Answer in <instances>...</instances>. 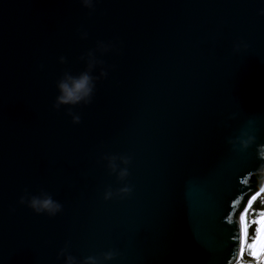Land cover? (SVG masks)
<instances>
[{"label":"water","instance_id":"1","mask_svg":"<svg viewBox=\"0 0 264 264\" xmlns=\"http://www.w3.org/2000/svg\"><path fill=\"white\" fill-rule=\"evenodd\" d=\"M260 144L264 0H0V264H236Z\"/></svg>","mask_w":264,"mask_h":264},{"label":"clouds","instance_id":"2","mask_svg":"<svg viewBox=\"0 0 264 264\" xmlns=\"http://www.w3.org/2000/svg\"><path fill=\"white\" fill-rule=\"evenodd\" d=\"M84 6H90L91 0H81ZM63 60V57H60ZM103 75V70H101ZM58 95L55 98L54 107L59 104H76L81 101L87 103L92 93V77L87 72H81L78 76H70L67 73L64 78L57 82ZM73 122H78L79 116L72 115ZM253 137L248 136L242 138L240 143L242 146L247 145ZM257 155L261 158L262 163L259 165L255 172L259 182L262 186L261 190L264 191V144L257 146ZM121 164L127 163V157H119ZM116 157H108L107 166L111 171L116 172L118 178H123L127 175V168L118 167L116 164ZM122 193L130 191L129 186L124 185L119 189ZM112 195L111 191L106 190L104 197L107 199ZM20 201L24 202V197H20ZM252 203L250 198L248 204ZM261 203L264 204V197L261 198ZM27 205L34 212L40 213L45 212L49 215H54L60 210L61 205L58 201L53 200L50 195L44 193L42 195H31L27 200ZM248 211L247 206L239 214V245L242 253L246 252L249 257H255L252 261H243L237 258L236 264H264V209H257V215L255 217H247L246 212ZM255 221L254 235L249 240L247 239L248 227ZM112 255L111 252L104 253V258L108 259ZM64 264H74V258L71 255H65ZM84 264H96L95 258L88 256L84 258Z\"/></svg>","mask_w":264,"mask_h":264},{"label":"trees","instance_id":"3","mask_svg":"<svg viewBox=\"0 0 264 264\" xmlns=\"http://www.w3.org/2000/svg\"><path fill=\"white\" fill-rule=\"evenodd\" d=\"M264 197V191H262L254 200L253 202L249 205L248 207V211L246 212V219L249 215L253 214H257V209H264V204L261 203V198ZM254 210V212H253ZM254 229L255 226L253 224H250L248 227V234H247V239H251L252 236L254 235ZM247 256V253L244 252L243 256ZM240 256V258H242Z\"/></svg>","mask_w":264,"mask_h":264},{"label":"rangeland","instance_id":"4","mask_svg":"<svg viewBox=\"0 0 264 264\" xmlns=\"http://www.w3.org/2000/svg\"><path fill=\"white\" fill-rule=\"evenodd\" d=\"M253 212H254V210H253ZM257 214H251V215H249V216H251V217H255ZM248 216V217H249ZM251 224H253L254 226H255V221L253 220L252 221V223ZM241 260H243V261H252V260H254V258H250L248 255L247 256H244V257H242V258H240Z\"/></svg>","mask_w":264,"mask_h":264},{"label":"snow or ice","instance_id":"5","mask_svg":"<svg viewBox=\"0 0 264 264\" xmlns=\"http://www.w3.org/2000/svg\"><path fill=\"white\" fill-rule=\"evenodd\" d=\"M240 255H241V257H242V256H243V253L241 252ZM250 258H254V259H255V257H250Z\"/></svg>","mask_w":264,"mask_h":264},{"label":"bare ground","instance_id":"6","mask_svg":"<svg viewBox=\"0 0 264 264\" xmlns=\"http://www.w3.org/2000/svg\"><path fill=\"white\" fill-rule=\"evenodd\" d=\"M256 197H257V196H256ZM256 197H255V198H256ZM255 198H254V199H255ZM254 199H253V200H254ZM252 202H253V201H252Z\"/></svg>","mask_w":264,"mask_h":264}]
</instances>
